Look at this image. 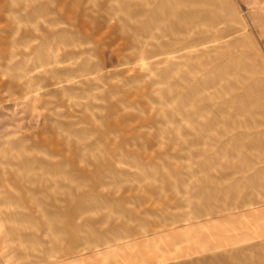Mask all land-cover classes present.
Masks as SVG:
<instances>
[{"label": "rangeland", "instance_id": "1", "mask_svg": "<svg viewBox=\"0 0 264 264\" xmlns=\"http://www.w3.org/2000/svg\"><path fill=\"white\" fill-rule=\"evenodd\" d=\"M0 264H264V0H0Z\"/></svg>", "mask_w": 264, "mask_h": 264}, {"label": "crops", "instance_id": "2", "mask_svg": "<svg viewBox=\"0 0 264 264\" xmlns=\"http://www.w3.org/2000/svg\"><path fill=\"white\" fill-rule=\"evenodd\" d=\"M254 215H258V213L257 214H254ZM259 216V215H258Z\"/></svg>", "mask_w": 264, "mask_h": 264}]
</instances>
